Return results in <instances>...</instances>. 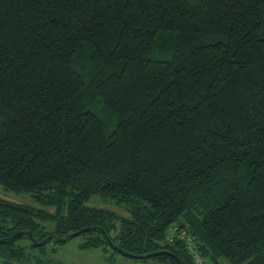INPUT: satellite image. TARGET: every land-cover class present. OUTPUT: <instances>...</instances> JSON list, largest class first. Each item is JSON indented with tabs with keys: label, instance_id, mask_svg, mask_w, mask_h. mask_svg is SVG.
<instances>
[{
	"label": "trees",
	"instance_id": "trees-1",
	"mask_svg": "<svg viewBox=\"0 0 264 264\" xmlns=\"http://www.w3.org/2000/svg\"><path fill=\"white\" fill-rule=\"evenodd\" d=\"M0 186V264H264V0H0Z\"/></svg>",
	"mask_w": 264,
	"mask_h": 264
},
{
	"label": "rangeland",
	"instance_id": "rangeland-1",
	"mask_svg": "<svg viewBox=\"0 0 264 264\" xmlns=\"http://www.w3.org/2000/svg\"><path fill=\"white\" fill-rule=\"evenodd\" d=\"M0 197L14 203L38 207L29 195H23V194L16 195L13 193H6L1 188V186H0ZM88 205L111 209L123 216L127 215L124 208L117 207L113 203L111 204V203L103 202L98 198L92 199L88 203ZM80 241L81 239L77 238L66 244L58 245L59 251L56 255L53 256V258L56 261H59L61 264H159L155 260L142 261V260H135L129 257H125L123 255H116L111 250H109L107 254L103 252L101 249L81 250L78 247ZM23 243L25 245L26 244L28 245L26 241H24ZM51 249L53 248L49 247V250ZM186 264H192V263L187 262Z\"/></svg>",
	"mask_w": 264,
	"mask_h": 264
},
{
	"label": "water",
	"instance_id": "water-1",
	"mask_svg": "<svg viewBox=\"0 0 264 264\" xmlns=\"http://www.w3.org/2000/svg\"><path fill=\"white\" fill-rule=\"evenodd\" d=\"M82 232H85V231H82ZM79 234H80V233H76V234L72 235V237H73V238H74V237H77ZM25 235H26L25 232L17 233L16 235L13 236V239H18V238H21V237H23V236H25ZM29 237H30L31 240H33L32 235H31L30 233H29ZM42 245H43V243H40V244H37L36 246L40 247V246H42ZM160 255H166V256H169V257H174L173 254L168 253V252H160V253L151 254V255H148V256H145V257H138V256L133 257V256H131V255H129V257H133V258H135V259H149V258H153V257H155V256H160Z\"/></svg>",
	"mask_w": 264,
	"mask_h": 264
},
{
	"label": "built area",
	"instance_id": "built-area-1",
	"mask_svg": "<svg viewBox=\"0 0 264 264\" xmlns=\"http://www.w3.org/2000/svg\"><path fill=\"white\" fill-rule=\"evenodd\" d=\"M194 259H195L196 263H198V264H206L205 262L201 261V259L198 255H195Z\"/></svg>",
	"mask_w": 264,
	"mask_h": 264
}]
</instances>
